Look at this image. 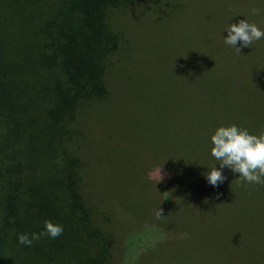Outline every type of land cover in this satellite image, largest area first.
<instances>
[{"label": "trees", "instance_id": "trees-1", "mask_svg": "<svg viewBox=\"0 0 264 264\" xmlns=\"http://www.w3.org/2000/svg\"><path fill=\"white\" fill-rule=\"evenodd\" d=\"M165 1L158 3L170 6L167 16L177 14V21L188 26L169 52H163L162 40L142 51L158 59L159 71H166L164 64L169 67L159 74L157 91L176 80V73L185 79L183 85L212 81L201 87L202 99L218 101L222 117L207 130L235 123L252 133L264 131V39L242 47L240 54L224 43L226 27L240 20L264 30V0H205L202 6ZM252 7L260 14L252 15ZM144 9V0H0V264H113L119 256L114 218L86 190L88 164L82 155L93 151L94 141L83 118L101 117L105 144L112 149V133L123 126L140 131L139 143L148 145L142 136L148 127L141 120L149 111L146 85L130 97L115 82L122 78L120 60L136 50L126 27ZM154 21L142 24L158 34L167 21ZM198 40H206L201 57L207 65L202 67L193 59ZM217 50L219 64L208 60ZM178 56L189 59L176 61ZM187 67L196 73L186 74ZM11 81L12 101L4 89ZM230 173L223 169L224 176ZM165 176L172 190L185 183ZM126 216L117 224L133 225ZM45 220L61 224L63 234L41 237L30 247L18 242V234L43 231Z\"/></svg>", "mask_w": 264, "mask_h": 264}, {"label": "rangeland", "instance_id": "rangeland-1", "mask_svg": "<svg viewBox=\"0 0 264 264\" xmlns=\"http://www.w3.org/2000/svg\"><path fill=\"white\" fill-rule=\"evenodd\" d=\"M178 1L184 6H202L205 0ZM144 6L136 18L130 17L132 20L126 27L127 33L131 31L130 40L137 45L131 56L120 60L118 71L122 78L119 81L116 78L115 82L118 91L124 89L130 97L146 85L150 104L141 120L148 127L147 132L142 131L148 145L139 143L140 131L126 130L123 126L112 133L116 147L112 149L105 144L101 117L83 118L94 141L93 151L82 155L88 164L86 190L113 216L112 229L121 243L120 254H115L113 264H264V192L256 191L264 188L253 189L255 186L241 183L238 173L225 175V181L218 187L207 182L204 173L210 172L209 166L215 163L208 154L214 133L206 126L218 125L222 113L218 101H203L201 87L213 82L201 78L183 85L185 79L182 81L176 73V80L163 83V88L157 91L159 74H166L169 67L164 64L166 71H159L158 59L142 51L152 42L162 40L163 52H169L172 46L179 45L185 31L183 26L188 25L179 23L177 14L167 16L170 6L162 8L158 0H144ZM161 17L167 23L158 34L142 24L146 19L154 21ZM158 23L160 20L150 26ZM203 23L199 20L200 25ZM201 40L196 42L198 50L193 53L196 67L207 65L201 57L207 51L206 40ZM218 53L217 50L208 60L219 64ZM179 58L183 57L178 56L176 61ZM184 59L189 58L184 56ZM230 59L233 62L234 55ZM185 73L196 72L187 67ZM147 76L150 79L145 84ZM4 89L12 101V81ZM161 167L160 181L158 175L149 178L150 173ZM167 173L185 183L178 184V190H172ZM156 209H163L164 218L155 217ZM187 209L189 214L192 212L191 216ZM194 213L204 222L197 221ZM121 215H127L125 221L133 225L117 224ZM225 244H232L234 249Z\"/></svg>", "mask_w": 264, "mask_h": 264}, {"label": "clouds", "instance_id": "clouds-1", "mask_svg": "<svg viewBox=\"0 0 264 264\" xmlns=\"http://www.w3.org/2000/svg\"><path fill=\"white\" fill-rule=\"evenodd\" d=\"M250 11L255 16L259 15L261 10L252 7ZM226 29L228 34L224 38V43L234 48L238 54H240L242 47H250L254 42L264 39V30L256 23H250L247 19L229 24ZM238 43L241 47H236ZM211 143V155L219 162L220 167L217 168L216 164L209 166L211 171L204 173L210 185L218 187L225 181L223 169L227 167L233 173L239 174L241 183L246 181L249 184L264 186V131L256 134L235 123L221 125L211 135ZM161 169L162 167L157 169L155 173H150L149 178L158 175L160 181L162 179ZM154 214L157 219L164 218L163 209H156ZM63 230L61 224L45 220L43 231L34 232L31 236L28 233H21L18 234L17 238L21 245L30 247L34 241L41 237L58 238L63 234Z\"/></svg>", "mask_w": 264, "mask_h": 264}]
</instances>
